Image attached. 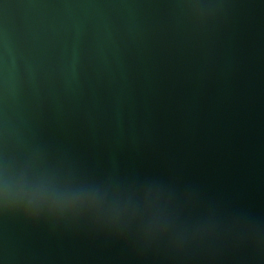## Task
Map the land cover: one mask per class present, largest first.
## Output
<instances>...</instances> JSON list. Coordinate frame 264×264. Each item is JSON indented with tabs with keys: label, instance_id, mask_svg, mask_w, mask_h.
Returning a JSON list of instances; mask_svg holds the SVG:
<instances>
[{
	"label": "water",
	"instance_id": "water-1",
	"mask_svg": "<svg viewBox=\"0 0 264 264\" xmlns=\"http://www.w3.org/2000/svg\"><path fill=\"white\" fill-rule=\"evenodd\" d=\"M0 264H264V0H0Z\"/></svg>",
	"mask_w": 264,
	"mask_h": 264
}]
</instances>
